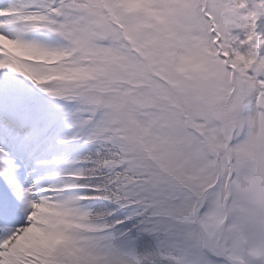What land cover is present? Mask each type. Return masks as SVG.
I'll use <instances>...</instances> for the list:
<instances>
[{"label": "snow or ice", "instance_id": "1", "mask_svg": "<svg viewBox=\"0 0 264 264\" xmlns=\"http://www.w3.org/2000/svg\"><path fill=\"white\" fill-rule=\"evenodd\" d=\"M0 264H264V0H0Z\"/></svg>", "mask_w": 264, "mask_h": 264}]
</instances>
